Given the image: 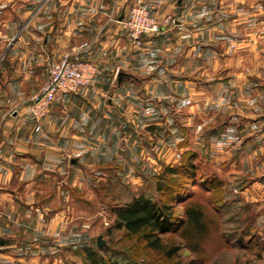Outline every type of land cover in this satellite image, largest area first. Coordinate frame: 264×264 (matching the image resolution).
<instances>
[{"label": "rangeland", "instance_id": "rangeland-1", "mask_svg": "<svg viewBox=\"0 0 264 264\" xmlns=\"http://www.w3.org/2000/svg\"><path fill=\"white\" fill-rule=\"evenodd\" d=\"M42 1L0 0V80L15 59L11 47L25 34L33 7L39 4L38 10L42 9ZM198 1L195 10L182 16L184 26L180 27L178 43L156 47L136 63L150 75L148 78L161 74L168 88L177 91L155 94L147 88L139 95L141 100H152L144 111L145 121L139 119L143 110L139 107L128 117L133 125L132 129L124 126L130 134L120 144L124 149L117 156L121 164L115 161L93 175L84 172L78 180L83 186L80 189L62 184L57 176L37 180L41 194L36 192L33 199L37 206L35 222L29 226L28 236L19 237L18 264H90L86 248L106 260L168 264L162 254L146 247L138 236L113 225L116 215L112 208L128 202L141 190L159 199L154 176L160 173L164 174L161 179L179 186L181 201L172 202L178 226L183 202L188 199L202 202L213 221L198 252L180 246L176 259L181 264H264V236L256 235L251 209L234 203V155L240 117L256 114L251 111L256 94L250 92L255 77L252 52L256 54V46L251 50L250 42L264 37V0ZM179 19L162 26L161 31H176ZM205 46L207 49L202 50ZM7 102L13 106L18 100L12 97ZM16 109L10 107L7 115ZM190 158L193 176L164 171L184 165ZM212 180L220 185L209 189L206 184ZM164 193L161 197L166 199L168 192ZM245 227L254 233L239 240L230 237L231 243L225 241V229L229 233L234 228L239 233ZM163 236L174 243L182 242L177 231Z\"/></svg>", "mask_w": 264, "mask_h": 264}, {"label": "crops", "instance_id": "crops-1", "mask_svg": "<svg viewBox=\"0 0 264 264\" xmlns=\"http://www.w3.org/2000/svg\"><path fill=\"white\" fill-rule=\"evenodd\" d=\"M135 1L43 0L42 9L38 10L39 4L33 7L25 34L11 47L15 59L0 80V264H18L19 237L28 236L29 226L35 222L37 206L33 199L36 192L41 194L37 180L57 176L62 184L80 189L83 186L78 180L84 172L93 175L115 161L121 164L117 156L124 149L120 144L130 134L124 126L132 129L133 125L128 117L139 107L143 109L139 119L145 121L144 111L152 100H141L139 95L147 88L155 94L177 91L168 88L161 74L148 78L150 75L143 73L136 63L156 47L178 43L180 27L184 26L182 16L200 3L141 0L158 20L164 14L175 15V22L180 18V25L174 32L161 31L145 37L143 47L139 48L126 41L120 27ZM253 46L255 77L250 92L256 94L251 104V111L256 114L240 117L234 155L235 200L242 208L251 209L256 235L264 236V37L250 42L251 50ZM65 52L93 60L99 70L91 84L60 94L41 129L35 130L25 102L43 81L45 57L56 59ZM12 97L18 100L13 105L17 109L8 116L13 106L7 101ZM132 138L133 134L128 141Z\"/></svg>", "mask_w": 264, "mask_h": 264}, {"label": "trees", "instance_id": "trees-1", "mask_svg": "<svg viewBox=\"0 0 264 264\" xmlns=\"http://www.w3.org/2000/svg\"><path fill=\"white\" fill-rule=\"evenodd\" d=\"M164 171L170 174H185L187 177H191L195 173L192 158L188 159L184 165L168 167ZM154 177L156 178L155 189L160 193L159 199L154 200L144 190H141L128 202L112 208L116 215L113 225L116 228H123L129 234L138 236L145 242L146 247L162 254L168 260V264H181L176 259L179 255L180 246L183 244L190 252H198L202 239L211 231L213 221L202 202L188 199L183 202V211L180 216L181 223L178 226L174 221L175 214L172 202L173 200L176 202L181 201L178 196L180 193L179 186L177 182L167 183L161 179L164 178L162 173L156 174ZM206 185L207 188L213 189L220 185V182L212 180ZM165 191L168 192L166 199L161 197V194H165ZM234 203L238 204L236 200H234ZM171 231H177L182 242L174 243L163 236ZM235 231L237 230L234 228L229 233L227 229L223 231L227 243H231L230 237H236L235 240H239L251 232L248 227L241 229L239 233ZM232 232H235V234L231 235ZM84 250L90 264H147L141 261L106 260L101 256H96L90 248Z\"/></svg>", "mask_w": 264, "mask_h": 264}, {"label": "built area", "instance_id": "built-area-1", "mask_svg": "<svg viewBox=\"0 0 264 264\" xmlns=\"http://www.w3.org/2000/svg\"><path fill=\"white\" fill-rule=\"evenodd\" d=\"M173 22L175 18L170 15L159 21L150 9L142 5L141 0H136L129 7L126 17L120 21V27L126 41L140 47L145 37L159 33L162 26ZM82 46H87V43ZM44 69L40 87L26 100L27 113L35 130L41 129L43 119L60 94L76 92L91 84L97 73L96 63L76 52H65L56 59L47 58Z\"/></svg>", "mask_w": 264, "mask_h": 264}, {"label": "water", "instance_id": "water-1", "mask_svg": "<svg viewBox=\"0 0 264 264\" xmlns=\"http://www.w3.org/2000/svg\"><path fill=\"white\" fill-rule=\"evenodd\" d=\"M100 243V241H98Z\"/></svg>", "mask_w": 264, "mask_h": 264}]
</instances>
